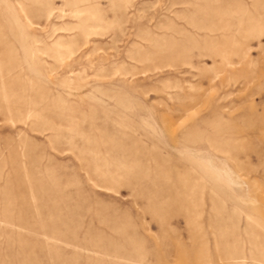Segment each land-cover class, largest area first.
<instances>
[{
	"label": "rangeland",
	"instance_id": "1",
	"mask_svg": "<svg viewBox=\"0 0 264 264\" xmlns=\"http://www.w3.org/2000/svg\"><path fill=\"white\" fill-rule=\"evenodd\" d=\"M0 264H264V0H0Z\"/></svg>",
	"mask_w": 264,
	"mask_h": 264
}]
</instances>
